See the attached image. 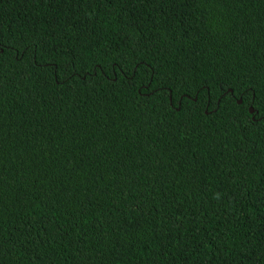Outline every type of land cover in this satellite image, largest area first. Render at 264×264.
<instances>
[{"label":"trees","instance_id":"1","mask_svg":"<svg viewBox=\"0 0 264 264\" xmlns=\"http://www.w3.org/2000/svg\"><path fill=\"white\" fill-rule=\"evenodd\" d=\"M0 264H264V0H0Z\"/></svg>","mask_w":264,"mask_h":264},{"label":"water","instance_id":"2","mask_svg":"<svg viewBox=\"0 0 264 264\" xmlns=\"http://www.w3.org/2000/svg\"><path fill=\"white\" fill-rule=\"evenodd\" d=\"M237 103H239V100L237 101ZM248 112H249V113H252V110L249 108V109H248Z\"/></svg>","mask_w":264,"mask_h":264}]
</instances>
